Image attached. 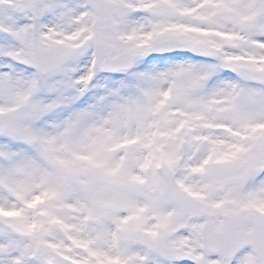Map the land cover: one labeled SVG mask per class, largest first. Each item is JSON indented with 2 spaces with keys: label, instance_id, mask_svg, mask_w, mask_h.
<instances>
[{
  "label": "snow or ice",
  "instance_id": "snow-or-ice-1",
  "mask_svg": "<svg viewBox=\"0 0 264 264\" xmlns=\"http://www.w3.org/2000/svg\"><path fill=\"white\" fill-rule=\"evenodd\" d=\"M0 264H264V0H0Z\"/></svg>",
  "mask_w": 264,
  "mask_h": 264
}]
</instances>
